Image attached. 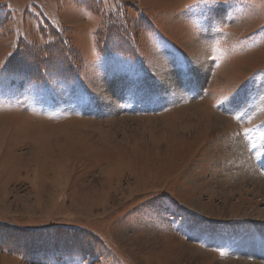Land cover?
Here are the masks:
<instances>
[{"label": "rangeland", "instance_id": "374dc122", "mask_svg": "<svg viewBox=\"0 0 264 264\" xmlns=\"http://www.w3.org/2000/svg\"><path fill=\"white\" fill-rule=\"evenodd\" d=\"M0 264H264V0H0Z\"/></svg>", "mask_w": 264, "mask_h": 264}]
</instances>
